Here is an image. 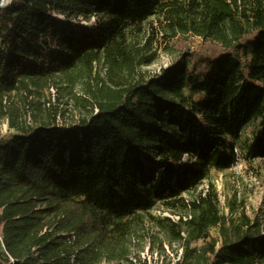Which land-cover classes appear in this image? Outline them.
Wrapping results in <instances>:
<instances>
[{
    "label": "trees",
    "instance_id": "trees-1",
    "mask_svg": "<svg viewBox=\"0 0 264 264\" xmlns=\"http://www.w3.org/2000/svg\"><path fill=\"white\" fill-rule=\"evenodd\" d=\"M155 16L166 41L190 34L201 45L151 74L141 66L157 57ZM55 86L90 116L19 124L14 98ZM5 117L0 264H139L131 246L149 221L182 248L162 264H264V222L226 217L215 185L199 189L236 162L225 135L246 123L258 122L249 155L264 157V0H11L0 8Z\"/></svg>",
    "mask_w": 264,
    "mask_h": 264
},
{
    "label": "rangeland",
    "instance_id": "rangeland-1",
    "mask_svg": "<svg viewBox=\"0 0 264 264\" xmlns=\"http://www.w3.org/2000/svg\"><path fill=\"white\" fill-rule=\"evenodd\" d=\"M10 1L8 0L7 4ZM150 20L153 26L158 28L154 33V40L150 46L151 51L155 50L157 52V57L152 63L144 64L141 68L151 74L162 73L164 69L167 70L170 65L177 62L183 52L186 53L188 49L192 50L201 45V39L190 34L182 35L179 33L175 38L166 41L163 36L165 33L164 22L161 21L163 16H160V18L155 16ZM52 21L54 22V17ZM56 21L61 24L65 22L63 16H57ZM77 23L82 25L84 22L75 21V24ZM150 34V30L146 32L143 42ZM50 50L46 51V56ZM84 83L86 81H81L74 90L81 97L86 93ZM14 101L18 109L19 124L44 125L56 123L69 126L80 123L81 120L86 119L92 113L90 105H85L81 99H74L72 93L65 87L57 88L55 86L52 89L46 88L39 92L35 91L29 100L19 96L15 97ZM8 121L9 118L5 117L0 123V128L3 131H14L9 128ZM257 128L258 122L252 121L241 127L239 138L235 139L231 135H225L228 145L235 147L237 152L236 162L231 167L222 170L212 169L209 178L199 187V189L207 188L209 182L213 183L219 195L222 213L238 222L243 213L253 221L260 220L264 222V157H251L248 153L249 145L252 143ZM152 213L169 216L173 219L175 216V214L164 211L159 207L154 208ZM152 234L157 235L163 241L165 250L160 247V240L153 242ZM211 235L216 239H220L218 226L211 229ZM201 244H203V241L198 242V245ZM131 249L130 257L135 261L137 260L139 264L141 262L138 260L139 257L142 258V262L143 259H147L148 264H162L163 261H167L169 258L174 261L178 259L180 254L177 256L176 251L180 253L182 248L178 243L170 244L165 233L159 230L152 221H149L145 226V232L141 231L139 237H134ZM99 264L120 263H111L104 260ZM122 264L130 263L125 261Z\"/></svg>",
    "mask_w": 264,
    "mask_h": 264
},
{
    "label": "built area",
    "instance_id": "built-area-1",
    "mask_svg": "<svg viewBox=\"0 0 264 264\" xmlns=\"http://www.w3.org/2000/svg\"><path fill=\"white\" fill-rule=\"evenodd\" d=\"M81 21H82V23L83 24H85V25H90V24H92V22H94L95 21V18H92V20L91 21H85V20H83V19H80ZM185 219H186V217H184ZM174 219L175 220H177V219H179V216H174ZM147 257V256H146ZM146 257H144V258H146Z\"/></svg>",
    "mask_w": 264,
    "mask_h": 264
},
{
    "label": "water",
    "instance_id": "water-1",
    "mask_svg": "<svg viewBox=\"0 0 264 264\" xmlns=\"http://www.w3.org/2000/svg\"><path fill=\"white\" fill-rule=\"evenodd\" d=\"M8 0H0V8L7 5Z\"/></svg>",
    "mask_w": 264,
    "mask_h": 264
}]
</instances>
